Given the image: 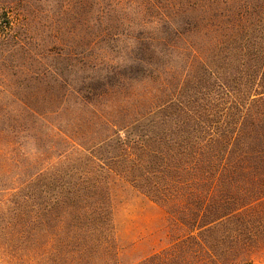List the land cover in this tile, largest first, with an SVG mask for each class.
Segmentation results:
<instances>
[{"label":"rangeland","instance_id":"obj_1","mask_svg":"<svg viewBox=\"0 0 264 264\" xmlns=\"http://www.w3.org/2000/svg\"><path fill=\"white\" fill-rule=\"evenodd\" d=\"M186 9L176 0H0V149L16 147L8 162L0 154V184L25 181L21 149L52 141L58 147L37 167L67 151L55 180L66 181L69 170L74 181L108 188L105 211H0V264H140L170 249V264L185 250L199 258L189 240L176 244L190 227L172 221L127 172L157 162V117L179 103L201 112L206 103L197 100L214 90L209 74L223 66L202 52L203 61L172 52L168 21L183 33ZM32 111L46 120L20 126ZM232 228L201 234L224 264L234 261ZM238 264H264V249Z\"/></svg>","mask_w":264,"mask_h":264},{"label":"trees","instance_id":"obj_2","mask_svg":"<svg viewBox=\"0 0 264 264\" xmlns=\"http://www.w3.org/2000/svg\"><path fill=\"white\" fill-rule=\"evenodd\" d=\"M176 1L187 7L182 13L186 29L180 33L176 22L168 21L172 52L193 57L202 52L223 66H214L209 74L214 90L197 100L207 104L201 112L179 103L177 115L163 114L159 123L152 122L159 131L151 140L157 162H135L127 172L138 174L134 187L162 201L172 221L190 227L176 244L183 249L189 240L198 247L199 258L194 261L192 251L185 250L175 257L178 264H224L213 258L211 243L202 237L223 225L233 227L234 261L229 264H238L250 250L264 249V0ZM32 117L38 123L46 120L32 111L20 126ZM57 147L49 141L45 149L20 148V174L27 179L11 187L0 184V211L106 210V184L74 181L69 170L63 171L66 181L55 180L54 167L67 151L37 167ZM15 149H0V154L8 162ZM2 171L9 173L7 164ZM173 255V249L166 250L140 264L175 263Z\"/></svg>","mask_w":264,"mask_h":264}]
</instances>
